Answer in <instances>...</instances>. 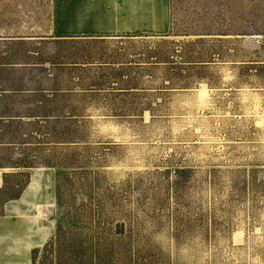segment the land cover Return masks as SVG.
Segmentation results:
<instances>
[{
  "label": "rangeland",
  "instance_id": "obj_1",
  "mask_svg": "<svg viewBox=\"0 0 264 264\" xmlns=\"http://www.w3.org/2000/svg\"><path fill=\"white\" fill-rule=\"evenodd\" d=\"M154 1L0 0V84L78 104L109 188L93 205L131 230L130 259L264 264V0ZM5 173L29 183L0 216V264H38L65 226L55 169Z\"/></svg>",
  "mask_w": 264,
  "mask_h": 264
},
{
  "label": "trees",
  "instance_id": "obj_2",
  "mask_svg": "<svg viewBox=\"0 0 264 264\" xmlns=\"http://www.w3.org/2000/svg\"><path fill=\"white\" fill-rule=\"evenodd\" d=\"M61 90L52 89L48 97L0 84V169H55V204L65 226L58 221L55 247L47 243L38 264H150L139 257L138 250L130 259L131 230L124 234L121 223L110 226L102 212L103 204L96 200L93 205V198L109 188L97 171L86 170L90 159L88 148L79 145L84 133L75 119L80 116L78 104L65 105L57 100L63 96ZM30 140L39 146H28L26 141ZM14 150L18 151L15 157ZM14 177L22 179L12 184ZM2 181L0 216L7 202L20 198L29 174L5 173ZM32 262L35 264L34 258Z\"/></svg>",
  "mask_w": 264,
  "mask_h": 264
},
{
  "label": "crops",
  "instance_id": "obj_3",
  "mask_svg": "<svg viewBox=\"0 0 264 264\" xmlns=\"http://www.w3.org/2000/svg\"><path fill=\"white\" fill-rule=\"evenodd\" d=\"M153 1H154V0H153ZM161 3H162L161 5H165L164 2L161 1ZM82 4H83V3H82ZM84 4H85V3H84ZM153 5H156V4H155V1H154Z\"/></svg>",
  "mask_w": 264,
  "mask_h": 264
}]
</instances>
